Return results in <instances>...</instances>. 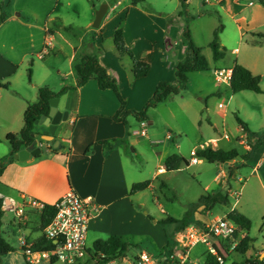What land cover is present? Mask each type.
<instances>
[{
    "label": "crops",
    "instance_id": "0c3cea01",
    "mask_svg": "<svg viewBox=\"0 0 264 264\" xmlns=\"http://www.w3.org/2000/svg\"><path fill=\"white\" fill-rule=\"evenodd\" d=\"M204 1V5L218 7L222 15L218 10H214L216 14H220L222 19L225 17L230 23L223 26L220 35V43L225 49V56L217 62L219 65L214 70V83L207 85L202 79L205 77H198L205 75L210 70L189 75L187 88L193 87L195 94L202 97H199V100L207 101L205 108L201 110V118H198L196 123L199 129L207 127L214 132L207 143L195 146L192 152L193 156L197 149L206 146L225 151L233 149L239 151L237 146L233 148L234 146L224 145L225 141L231 143L232 139L226 132L221 134L218 128V117L225 118L228 109L226 106L219 108L222 104H219L218 108L210 107L209 102L217 98H227L230 103L239 94H245V92L234 94L231 91V85L219 84L215 78V71L221 69L233 71L236 65H241L248 69L253 76L260 77L261 88L264 84V4L262 1ZM145 2L138 6H132L130 3L114 17L115 22L109 28L106 27L112 19L108 20L110 15L104 18L101 24L103 27L99 31L92 27L96 9H93L89 14L90 19L86 26H78L81 31L77 34L73 31L74 27L66 25L63 19H56L62 22L61 26L66 31L47 29L43 48L41 51L40 48L36 51V56H34V50L37 48L34 45L22 53L21 61L32 56L39 60V63L30 64L34 67L33 74L36 70L38 73V80L30 85H25L23 81L16 79L19 72L18 65L21 62L18 64L10 58L6 59L4 56H0V85H8V88H0V161H5L11 156L12 148L5 138L8 134L19 133L23 129L25 111L29 104L38 101L40 88L48 87L54 93H58L65 87L76 86L77 76L74 67L83 54L97 57L100 64L118 81L122 97L126 102L124 113L127 111L141 112L152 99L161 82L178 84L176 65L186 56L183 33L187 26V18L191 14L190 10L188 9V16H185L184 19L181 15L183 9L180 0L179 7L171 14L146 8L143 5ZM192 2L193 0L188 1L189 8ZM120 5L119 3L118 6ZM108 7L109 12L117 9V6L110 7L108 5ZM121 23L125 42L134 52L136 59L151 66L149 74L144 78L135 79L130 59L128 57L119 59L116 53L114 34ZM220 24L221 22H216L211 31H194L193 25H189L195 45L202 49L204 56L206 55L209 69L208 54H211L213 59L210 44L213 41L214 32ZM51 54L54 55V61L48 63L46 56ZM64 59L67 63L66 69L62 65ZM262 90L261 94H264V89L262 88ZM230 92L234 94V97L229 96ZM180 95L169 97L161 104L169 102H173V104L182 102L183 104L185 99H178L179 101L176 99L181 98ZM57 99L59 100L57 111L66 113L67 120L61 121L57 125L36 124L35 140L39 141L41 154L38 156L28 154L22 160L20 154L25 152L26 148L22 149L13 156V161L6 164L2 174L0 185V199L4 212L2 233L14 249L13 252L2 257V264H28L23 254L22 240L33 246L44 236V231L40 230L42 213L27 210L23 216H18V208L33 201L44 205H54L69 191H74L82 197H92L99 206V213L93 220L88 235V244L91 249L97 242L106 241L110 237L116 236L132 243L147 239L150 245L159 252V256L162 255L170 242L168 235L172 236V233H176L177 224L170 225V230L166 231L159 224L160 221L152 222L149 213H143L140 209L144 206V202H141L140 198L145 191L156 189L155 181L161 176L166 173H174L168 172L165 168L166 160L174 154L165 153L167 147L164 143L158 140L154 141L148 134L146 137H142L140 134L142 127L135 117L129 116L127 125L114 121L113 117L121 107L120 101L112 90H101L95 79H91L78 90L66 92ZM160 105L149 110L147 124L154 126L155 121H150L151 113L156 112ZM240 108L241 106L238 107V109ZM237 118L246 124L248 131L240 126ZM235 119L244 131V134L236 137L237 145L242 146L247 153L249 152L246 151L247 149L264 145V135L260 136V134L251 131L249 125L240 117L235 116ZM247 119L250 120L248 117ZM136 123H139L140 128L136 127ZM44 127L45 133L41 132L43 131L41 128ZM46 135L53 137V141L43 140ZM225 136H228L229 139H225ZM153 137H155L154 134ZM172 137V134L169 133L167 140H172ZM55 141H59L57 149H54ZM102 141L113 143L114 148L108 150L101 145ZM212 142H215V146L207 145ZM147 143L152 148V153L157 161V170L149 173V176L153 175L152 180H148L149 176L146 177L140 172L136 158L139 154L137 148L145 147ZM130 147H133L132 152L129 151ZM177 148L179 149L177 154L184 157L180 152V144ZM245 152L239 154L246 155ZM256 158L254 150L251 160L238 159L250 161V163L256 162L254 168L256 170L262 165L261 161ZM238 159L226 165L234 164L238 162ZM230 175L231 173L228 176V171H225L216 178V181L224 186H229L230 178L233 177ZM222 176H225L224 180H221ZM147 181L151 183L148 189L135 195L131 194L135 184ZM161 185L164 186V183ZM138 199L139 205L136 203ZM200 201H203V196ZM209 206L199 205L194 212H187L183 218H172L185 221L188 225L206 224L217 218H222L209 219ZM233 210L235 207L223 217H228ZM9 215H14L12 221L9 220L10 218L8 219ZM6 228L13 230L12 236L18 239V247L15 248L7 238ZM251 232L252 226L250 231L239 233L237 237L239 242L245 236H249L252 242L245 255L239 252L232 255L238 258L233 264H245L247 260L261 259L264 244H261L260 249L253 248L255 240L251 236ZM197 248L193 250L192 258L197 264H205L207 257L203 251L197 250ZM141 251L144 250L142 249L138 253ZM19 258H23L25 263H20ZM201 259L204 261L202 262ZM46 262L48 264L62 263L52 260L44 261L42 264H46ZM85 264H92V262L88 260Z\"/></svg>",
    "mask_w": 264,
    "mask_h": 264
},
{
    "label": "rangeland",
    "instance_id": "374dc122",
    "mask_svg": "<svg viewBox=\"0 0 264 264\" xmlns=\"http://www.w3.org/2000/svg\"><path fill=\"white\" fill-rule=\"evenodd\" d=\"M131 1L0 0V56H4L6 59L10 58V60H14L18 64L21 62L18 65L19 72L16 75V79H20L25 85H30V83L38 80L37 70L33 74L34 67L30 64L34 62L39 63V60L32 56L21 61L22 53L34 45L37 48L34 50V56H36V51L39 48L41 51L43 48L44 40L47 36L45 31L47 29L66 31L61 26L62 22L57 21L58 19H63L66 25L74 27L73 31L77 34L81 31L78 26H86L88 24L90 19L89 14L92 13L93 9H96L97 12L102 5L117 6V9L108 11L106 15V17L110 15L108 20H113L109 21L110 23L106 27L109 28L115 22L114 17L126 8ZM119 3L121 4L120 6H118ZM204 4V0H193L192 5L188 8L191 16L189 15V18H187L186 24L188 26L192 24L194 31H211L216 22H221L220 25L223 26L230 23L225 17L223 19L220 17L222 12L218 7ZM143 5L158 12L171 14L179 7V0H146ZM214 10H218L221 15L216 14ZM96 12L94 16H96ZM183 17L185 19V15ZM102 27L101 25L96 30L99 31ZM208 56L210 72L198 77H205L202 79L207 85H212L214 83V70L219 64L212 59L211 54H208ZM46 59L48 63H53L54 55L46 56ZM62 65L66 69L67 63L65 59ZM29 68L32 70L31 80ZM262 88L264 89V84ZM229 96L234 97V94L230 92ZM179 97L181 98L176 99H185L183 104L182 102L161 104L156 112L151 113L152 118H150V121L154 120L155 124L154 126L147 124L145 130L154 141L158 140L164 143L165 147H167L165 153L171 155L177 154L179 152L177 146L180 144V152L189 161L190 165H184L178 172L166 173L156 180V189L147 190L142 194L140 200L144 202V206L140 209L143 213H149L152 222H161L168 217L183 218L187 212H194L199 205L204 204L209 206L205 200L200 201L202 196L207 197V195L222 194L228 198V203L226 205L219 203L209 206V219L223 217L235 207V209L243 212L251 220V236L255 240L253 248L260 249L261 244H264V145H260L255 149L256 160L261 161L260 163L262 164L256 170L254 169L256 162L250 163V161L240 159L229 166L226 164L209 163L199 158H197L198 163L193 164V149L197 144L207 143V140L213 136L214 132L211 128L207 127L199 129L196 123L197 119L201 118V110L205 108L207 101L199 100L201 96L195 94L193 87L184 90ZM228 100L227 98H217L209 102V106L215 108H218L219 104L226 106L228 109L227 116L225 118L218 117L217 119L219 131L221 134L222 132H226L232 139L231 143L225 141L224 145L234 146L233 148L237 146L238 152L243 154L245 152L243 147L237 145L235 140L236 137L244 134V131L238 125L235 116L240 117L247 123L251 131L260 134V136L264 135V94L258 95L245 92V94H239L230 103ZM239 106H241L240 109H238ZM136 124L138 125L139 123ZM137 125L136 127L140 128ZM37 129L40 130V128ZM41 129H43L41 132L45 133V127ZM169 133L173 136V139L170 141L167 140ZM153 134L155 137H153ZM132 149L133 147H130L129 151L132 152ZM252 149L253 147L246 151H251ZM137 150L139 152L136 156L139 170L144 176L148 177L150 172L157 170L155 155L152 153L149 143L145 147L137 148ZM225 171H228V176L230 173L233 175L230 178L229 186H224L222 183L220 184L216 181V178ZM152 177L153 175H150L148 180H152ZM222 177L221 180H224L225 176ZM163 183L164 186L161 185ZM136 203L137 205L140 204L139 199ZM9 216L8 219L10 218L9 220L12 221L14 215ZM172 227L174 228V226ZM163 228L167 231L168 229L170 230L171 226L165 225ZM12 233V229L6 228V236L16 248L18 247V239L14 238ZM174 236L175 233H172V237H168L169 240L174 239ZM132 245L133 247L127 252L126 259L120 264H134L135 256L142 249L155 257H159V252L150 245L147 239H142L137 243H132ZM197 250L203 251L207 259L210 257L207 255V248L205 246L200 245ZM235 259L238 258L230 256L226 259L225 264H233L236 261ZM18 261L25 263L23 258H19ZM201 261L203 262L204 259H201ZM46 264L48 263L46 262Z\"/></svg>",
    "mask_w": 264,
    "mask_h": 264
},
{
    "label": "trees",
    "instance_id": "16d2710c",
    "mask_svg": "<svg viewBox=\"0 0 264 264\" xmlns=\"http://www.w3.org/2000/svg\"><path fill=\"white\" fill-rule=\"evenodd\" d=\"M146 0H132V6H138L139 4L145 2ZM188 1L189 0H180L182 5L181 15L188 16ZM264 4V0H261ZM69 30L72 28H68ZM223 31V25H220L214 32L213 41L210 44V48L213 53V60L218 62L222 60L225 56V49L222 47L220 43V35ZM183 41L186 46V56L185 59L179 62L176 65V76L178 78V84L174 85L168 82H161L157 90L152 97V99L148 102L146 107L141 112L136 111H127L124 113L126 108V102L122 97L121 89L118 84V81L113 78L108 71L100 64L97 57L83 54L81 55L78 62H76L74 70L77 76V84L74 87H65L60 92L54 93L48 87H42L39 89V98L36 103L29 104L25 114H24V127L19 133H10L6 136L5 141L11 146L12 152L11 156L5 160L0 161V185H1V177L3 171L6 167V164L10 161H13V156L18 154L22 149L27 148L32 145L35 141V126L36 122L39 121L42 117L48 116L50 113V101L55 98H60L66 92L70 90H78L85 84H87L91 79H95L98 81L99 88L101 90H112L120 101L121 107L118 113L113 117V120L116 122H121L125 125L128 124L127 118L129 116H133L139 122L148 121V112L149 110L156 108L158 105L163 103L166 99L172 96L180 95L184 90H186L189 75L192 73H203L208 72L209 62L207 58L204 56L201 48L197 47L192 38L190 28L187 25L185 27L183 33ZM114 47L119 59L123 57H128L132 63V73L135 79H140L146 77L150 70L151 66L148 63L139 61L136 59L134 52L125 42L123 35V27L122 23L117 27L114 34ZM32 72L29 70V76L31 80ZM261 79L260 77H255L252 73L241 65H236L233 69L232 82H231V91L234 94L240 92H253L256 94L263 93L261 88ZM0 88H8V85H0ZM124 115L121 117V115ZM240 126L248 131L246 124H244L239 118H237ZM117 143V141H115ZM101 145L108 150L114 148L113 143H109L106 141H102ZM256 149L254 147L251 151H249L246 155H240L236 149L231 151H225L222 149H213L211 146H206L204 148L197 149L194 158H199L201 160H205L209 163H219V164H227L241 158L243 160H251L252 153ZM189 166V161L179 155L174 154L170 156L165 163V168L168 172L178 171L183 166ZM150 182L137 183L133 186L131 194L135 195L137 193L143 192L149 188ZM208 204H223L226 205L228 203V198L223 195H214L203 197ZM208 206V205H207ZM56 208L53 205H46L45 210L43 211L42 223L40 226V230L45 231V229L51 224L55 215ZM3 217L4 212L2 211V200L0 199V264H2V257L13 252V247L9 244V242L3 237L2 227H3ZM228 218L234 221L239 230L236 233V237H238L241 231H250L252 223L251 220L246 217L243 213L238 210H233L229 213ZM159 224L165 225H173L177 224L176 233L183 230L188 224L185 221H178L172 217H168L166 220L159 222ZM175 233V234H176ZM171 235H168L170 238ZM172 237V236H171ZM252 240L249 236H245L243 240L240 242L237 252L242 255H245L247 251L250 249V243ZM171 241L168 243L167 247H170ZM54 241H51L45 237V235L37 241L33 245V250L35 251H50L54 249ZM133 247L132 243L125 240L122 237H110L106 241L97 242L93 248L91 249V253H93L94 258L97 263L100 264L102 262H108L115 258H123L127 257V252L129 249ZM100 258V259H98ZM205 264H219L216 259L210 256ZM245 264H261L258 260H247Z\"/></svg>",
    "mask_w": 264,
    "mask_h": 264
},
{
    "label": "built area",
    "instance_id": "2783aa9c",
    "mask_svg": "<svg viewBox=\"0 0 264 264\" xmlns=\"http://www.w3.org/2000/svg\"><path fill=\"white\" fill-rule=\"evenodd\" d=\"M233 71L221 69L215 71L219 84L231 85ZM220 105L219 108H222ZM141 136L146 137L147 121L140 122ZM225 139H229L225 136ZM212 144H215V142ZM197 158L192 159L196 164ZM57 212L51 224L45 229L44 235L51 241H57L50 251H35L25 240H22V250L28 264H42L44 261L56 260L64 264H85L90 260L98 264L91 253L88 235L91 224L99 213V206L92 197H82L74 191L66 193L60 201L53 205ZM46 205L31 202L18 208L17 215L23 216L27 210L43 213ZM238 225L228 217L217 218L206 224H189L177 232L162 255L155 257L141 251L135 256L134 264H197L192 258V252L198 246L207 248V255L216 259L217 263L225 264L226 259L237 252L240 244L236 237ZM100 259V258H98ZM126 259V258H125ZM125 259L115 258L100 264H120ZM264 264V252L258 260Z\"/></svg>",
    "mask_w": 264,
    "mask_h": 264
},
{
    "label": "water",
    "instance_id": "95a60500",
    "mask_svg": "<svg viewBox=\"0 0 264 264\" xmlns=\"http://www.w3.org/2000/svg\"><path fill=\"white\" fill-rule=\"evenodd\" d=\"M108 10H109L108 5H102L101 8L96 12L95 21L92 25V27L94 29H99L101 27V24H102L104 18L106 17ZM58 103H59V100L57 98L52 99L50 101L51 109H50L49 115L42 117L39 121L36 122V124L46 123L47 125L48 124L57 125L61 121H66L67 117H68L67 114L62 113L60 111H57ZM53 139L54 138L51 136H44L43 137V140L48 141V142L53 141ZM58 145H59V141H55L54 149H57ZM25 150H26L25 152H22L20 154L22 160H24V158H26L28 154H30L32 156L40 155L41 149L39 148V141L35 140L32 143V145L27 147ZM56 243H57V241L54 242V244H56Z\"/></svg>",
    "mask_w": 264,
    "mask_h": 264
}]
</instances>
